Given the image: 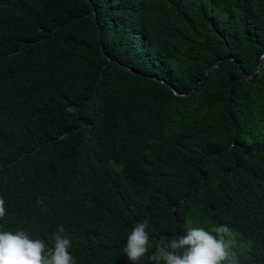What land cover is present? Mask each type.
<instances>
[{"label": "trees", "instance_id": "1", "mask_svg": "<svg viewBox=\"0 0 264 264\" xmlns=\"http://www.w3.org/2000/svg\"><path fill=\"white\" fill-rule=\"evenodd\" d=\"M0 264H264V0H0Z\"/></svg>", "mask_w": 264, "mask_h": 264}, {"label": "rangeland", "instance_id": "2", "mask_svg": "<svg viewBox=\"0 0 264 264\" xmlns=\"http://www.w3.org/2000/svg\"><path fill=\"white\" fill-rule=\"evenodd\" d=\"M205 247L208 249L209 253L212 254L213 257H215L216 259H219L220 262L222 263H228L230 258L232 257L233 255V252L235 250V247L232 246L228 251H227V254L230 256V258L228 260H223L221 258V253H219L217 251V248L215 247L214 245V242H203ZM237 255L240 256V252L236 251Z\"/></svg>", "mask_w": 264, "mask_h": 264}, {"label": "water", "instance_id": "3", "mask_svg": "<svg viewBox=\"0 0 264 264\" xmlns=\"http://www.w3.org/2000/svg\"><path fill=\"white\" fill-rule=\"evenodd\" d=\"M214 65H216V63H213V64L208 68V71L211 70V69L213 68ZM261 65H262V62H260L258 68H257L256 71L254 72V74H252L251 76H250V75H246V73L244 72L243 68H242L240 65H239V67H240V69H241L243 75H244L246 78L251 79V78L255 77V76L258 74V72H259V70H260V68H261Z\"/></svg>", "mask_w": 264, "mask_h": 264}]
</instances>
